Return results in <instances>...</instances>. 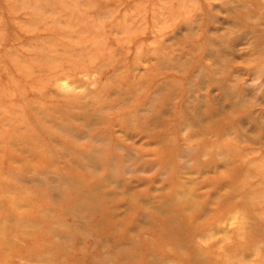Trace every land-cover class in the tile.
Segmentation results:
<instances>
[{
    "label": "rangeland",
    "instance_id": "374dc122",
    "mask_svg": "<svg viewBox=\"0 0 264 264\" xmlns=\"http://www.w3.org/2000/svg\"><path fill=\"white\" fill-rule=\"evenodd\" d=\"M0 264H264V0H0Z\"/></svg>",
    "mask_w": 264,
    "mask_h": 264
}]
</instances>
